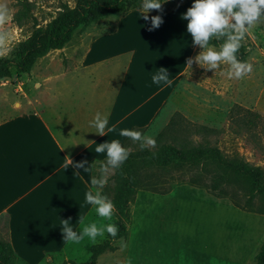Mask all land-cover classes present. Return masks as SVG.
Instances as JSON below:
<instances>
[{"label": "crops", "instance_id": "1", "mask_svg": "<svg viewBox=\"0 0 264 264\" xmlns=\"http://www.w3.org/2000/svg\"><path fill=\"white\" fill-rule=\"evenodd\" d=\"M174 8L160 14L163 23L154 30L149 28L150 18L155 15L147 14L146 21L142 11L133 10L117 22L114 30L91 39L68 65L58 58L63 52L68 55L65 46L39 58L27 73L37 79L44 76L43 96L30 100L34 104L30 111L0 122V219L5 216L8 221L6 237L15 249L17 264H49L56 259L76 261L87 247L101 238L95 242L85 238L79 244H67L60 224L63 219H70L72 227L79 231V217L101 219L84 198L95 177V164L106 159L105 153L95 152L97 144L113 139L124 142L127 137L119 135L121 129L148 128L192 63L189 60L193 61L197 47L192 38L183 37V44L174 50L167 45L168 41L178 39V33L172 37L167 28L177 12ZM57 62L64 67L60 69L61 75L72 69L86 72L85 93H82L80 76L74 82L63 80L61 89L52 93L50 82L59 80L52 72L58 69ZM160 68L168 70V83L152 82V76ZM42 86L40 82L37 85ZM70 86L78 92L69 95ZM98 112L108 118L104 136L90 125ZM109 128L114 131H108ZM79 163L85 167H76ZM176 188L161 195L170 196ZM167 227L158 222H141L133 230L129 225L128 235L114 242L113 252L118 262L228 264L233 259L235 264H243L237 261L240 259L236 257L237 250L229 251L228 256L227 248L212 243L210 232H204L208 244L203 257L189 250L181 252L164 231ZM151 230H159L157 238L151 237ZM241 237L246 241L253 239L255 249L264 238V228L255 238Z\"/></svg>", "mask_w": 264, "mask_h": 264}, {"label": "rangeland", "instance_id": "2", "mask_svg": "<svg viewBox=\"0 0 264 264\" xmlns=\"http://www.w3.org/2000/svg\"><path fill=\"white\" fill-rule=\"evenodd\" d=\"M76 3L77 0H0V16L4 17V21L0 22V55L12 58L18 43L31 36L37 24L44 26L66 8H74ZM191 3L192 0H170L162 4L160 10L152 9L147 13L160 15L164 14L165 8L175 6L174 9H177V12L169 20L171 26L168 23L167 27L172 37H177L178 33L176 41L167 43L172 50L183 44V37L188 36L189 40L191 39L186 31L187 21L181 19ZM29 4L31 7L27 11ZM22 12H25L26 17L23 24L19 25L14 17L16 13ZM124 15H110L87 27L79 28L66 45L65 52L68 55L63 52L57 57L68 65L75 55L77 57L80 55L81 49L91 39L114 30L117 22ZM240 45L239 54L245 57L244 63L252 66L251 72L240 78L230 75L232 69L226 63L215 70L198 64L195 57L202 49L197 46L193 61L179 80L172 97L158 118L142 135L155 141L167 140L177 143L185 138L186 143L190 145L199 143L215 145L226 156H240L250 164L261 166L264 170V16L248 26ZM75 48H78L76 54ZM55 65L58 69H53L52 72L58 75L59 80L54 79L50 82L52 93L61 89L60 83L63 80L70 79L74 82L79 76L83 83L82 93H85L86 72L72 69L61 75L63 70L60 69L64 67H61L59 62ZM37 81L43 84L41 88L37 87L39 83ZM43 81L44 76L37 79L27 73L19 74L16 68H13L12 76L0 82V122L20 112L30 111L34 107L30 100L34 101L37 95L43 96L46 90V82ZM70 88L72 89L64 91H67L69 95L76 94L77 89L73 86ZM148 146L155 147V145ZM159 171L154 170L160 177L169 178L170 173L173 174V172ZM104 173L106 177H111L114 174V168L109 167ZM113 185L114 181L111 180V188ZM170 186L171 191L177 187L170 196L157 194L151 190H137L134 202L131 204L130 225L134 228L133 230H136L141 222L167 224L168 229L164 231L169 233L179 251L189 250L187 252L190 253L193 251L201 257L205 255L208 244L207 235H204V232H210L212 243L219 244L221 248H227L228 256L229 251L237 250L236 257L240 258L238 262L256 264L255 256L264 238L255 249L253 239L246 241L240 238L243 235H246L245 238H255L258 232L263 231V214L242 210L234 206L229 197L213 196L206 189L183 183L180 179L172 180ZM243 203L242 198L241 204ZM259 204L260 201L256 199L255 207ZM115 219L113 214L110 222L114 224ZM5 222L6 217L2 216L1 226L4 237L7 232V229L3 227ZM154 231H149L151 237L157 238L159 230L155 233ZM106 237L107 233L105 238H100L97 243L102 242ZM90 248V246L87 247L76 262L88 260L91 256ZM110 252L106 251L99 257L97 264H120L118 256L113 251ZM228 261V264H235L236 260ZM62 263L59 259L49 262V264Z\"/></svg>", "mask_w": 264, "mask_h": 264}, {"label": "trees", "instance_id": "3", "mask_svg": "<svg viewBox=\"0 0 264 264\" xmlns=\"http://www.w3.org/2000/svg\"><path fill=\"white\" fill-rule=\"evenodd\" d=\"M169 1L166 0L165 3ZM140 5L141 0H77L74 8H66L44 26L37 24L31 36L18 43L12 58L0 55V82L12 76L13 68H16L19 74L30 73L39 58L53 50L63 49L79 28L87 27L110 15L127 14L132 10L142 9ZM28 7L27 11L31 7L30 4ZM171 8H165L163 12L166 13ZM25 17V12L16 13L14 20L22 25ZM222 42L223 38L210 41L215 46ZM237 55L240 61L246 62L245 57L239 52ZM146 129L135 128L142 134ZM122 144L128 150L129 156L119 168L114 169L111 177H107L102 189L114 204L113 214L116 218L114 224L117 226V233L115 236L107 233L106 239L93 244L88 260L83 262L65 260L62 264H97L102 253L115 250L114 242L128 235L131 204L137 190L145 189L167 194L171 191L172 180L180 179L183 183L204 188L217 197H229L234 206L264 215V170L261 166L250 164L240 156L228 157L215 145L187 144L185 138L177 143L156 140L154 148L147 144L141 147L140 141H133L128 137ZM95 165V177L105 176L104 171L110 167L106 159ZM154 170L173 174L170 173L169 178L160 177ZM111 180L114 181L112 188ZM256 199L260 201L257 207ZM3 227L8 228L7 220ZM255 259L256 264H264V241ZM16 261L15 249L6 236H3L0 219V262L17 264Z\"/></svg>", "mask_w": 264, "mask_h": 264}, {"label": "clouds", "instance_id": "4", "mask_svg": "<svg viewBox=\"0 0 264 264\" xmlns=\"http://www.w3.org/2000/svg\"><path fill=\"white\" fill-rule=\"evenodd\" d=\"M165 2L166 0H141L140 7L144 10L142 13L144 19L149 20L147 15L149 10H160ZM262 16H264V0H192L191 6L182 14L181 19L187 21L186 31L190 34L192 43L202 49L195 57V61L201 66L214 70L226 63L231 66L230 75L240 78L252 70L250 64L238 59L240 41L244 38L248 26ZM3 21L4 17L0 16V22ZM162 23V16H152L149 30L158 28ZM220 38L224 39L219 47L210 43L213 39L220 40ZM152 82L168 83V70L160 68V71L152 76ZM90 125L97 134L104 136L108 118L98 112L90 121ZM108 131H114V128H109ZM119 135L140 141L141 147L146 144L155 145L154 139L143 136L135 129H121ZM95 152L105 153L107 165L114 169L119 168L129 156L128 150L120 140L116 139L98 143ZM76 167L84 168L85 164L79 163ZM106 182V176L93 177L90 182L91 187L84 194L85 203L93 206L92 210L101 218L100 220H86L84 217H79V231L72 227L70 219L62 220L61 232L64 234L63 241L67 244H79L85 238L95 242L98 237H104L105 232L112 236L116 235L117 226L110 222L114 204L102 191Z\"/></svg>", "mask_w": 264, "mask_h": 264}]
</instances>
